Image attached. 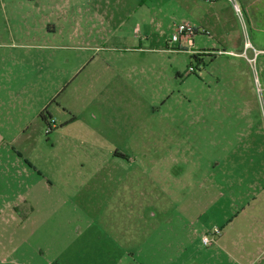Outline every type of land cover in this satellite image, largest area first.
Listing matches in <instances>:
<instances>
[{
  "label": "rangeland",
  "instance_id": "rangeland-1",
  "mask_svg": "<svg viewBox=\"0 0 264 264\" xmlns=\"http://www.w3.org/2000/svg\"><path fill=\"white\" fill-rule=\"evenodd\" d=\"M194 2L0 0V264L123 262L109 238L158 264L161 238L201 257L225 218L264 231L263 76L249 46L199 70L208 43L168 49Z\"/></svg>",
  "mask_w": 264,
  "mask_h": 264
},
{
  "label": "crops",
  "instance_id": "crops-1",
  "mask_svg": "<svg viewBox=\"0 0 264 264\" xmlns=\"http://www.w3.org/2000/svg\"><path fill=\"white\" fill-rule=\"evenodd\" d=\"M194 1L192 12H189L182 22H190L195 27L194 35L191 37V46L199 43L205 45L208 43L210 45V49L194 50V52H204L200 60H196L197 64L203 65L205 58L208 57L207 55L212 53H214V55L212 54L213 56L241 57L244 48L249 46L253 48L254 52L251 57L247 58L246 62L250 64L249 60L254 59L253 64H257L264 82V0H239L242 8L246 11L248 10L250 15L254 17L253 32L255 34L252 40H247L244 45L242 37L236 36V27L234 26L236 11L232 2L228 0ZM219 4H223L225 8L219 7ZM181 43L182 45H188V39H183ZM225 45L229 47V50L224 48ZM217 46L222 48L220 50L216 49ZM239 49L242 50L241 53ZM218 52H225V54H219ZM228 219H224V221H227L225 228L216 235L209 246L205 247L201 238L200 244L204 249L201 257L200 254L197 257H193V255L185 257V248L179 247L178 244H170L168 239L163 238H161V249L157 251L160 253L150 254H153V256L161 255L160 263L158 264H264V231H258L259 228L254 232L233 231L229 229L234 224L233 220ZM109 239L112 241L113 248H116L124 257L122 262L121 256L119 257L118 255L116 264H136V255L133 251L130 249L122 250L114 239ZM104 246V248L101 247L103 253L114 255V251L105 249L106 245ZM40 254L41 250H38V255ZM126 254L129 255V258ZM55 256L57 257V255ZM131 261L134 262L131 263ZM29 262L32 263L30 260H23L20 264H29ZM150 262L153 263L152 261Z\"/></svg>",
  "mask_w": 264,
  "mask_h": 264
},
{
  "label": "built area",
  "instance_id": "built-area-1",
  "mask_svg": "<svg viewBox=\"0 0 264 264\" xmlns=\"http://www.w3.org/2000/svg\"><path fill=\"white\" fill-rule=\"evenodd\" d=\"M233 3L234 9L236 12H239V8L235 3V0H228ZM195 27L192 23L184 21L181 23H178L175 27L174 33L166 40V43L168 44V49L170 48H180L182 46V40L188 39V45H191V37L194 35ZM170 47V48H169ZM171 50V49H170ZM204 52H194V54H202ZM219 54H225V52H218ZM256 56V55H255ZM249 62H254V59L249 60ZM202 64L198 65V70L202 68ZM188 73H195V68L191 65L188 68ZM219 231L215 229L214 234H219ZM210 239L208 237L203 236L202 237V244L204 246L209 245Z\"/></svg>",
  "mask_w": 264,
  "mask_h": 264
},
{
  "label": "trees",
  "instance_id": "trees-1",
  "mask_svg": "<svg viewBox=\"0 0 264 264\" xmlns=\"http://www.w3.org/2000/svg\"><path fill=\"white\" fill-rule=\"evenodd\" d=\"M202 56V54H193L192 55V58L194 60H200V57ZM49 117H50V114L47 112V109H45L44 113H41V118L46 121V123L49 125Z\"/></svg>",
  "mask_w": 264,
  "mask_h": 264
},
{
  "label": "flooded vegetation",
  "instance_id": "flooded-vegetation-1",
  "mask_svg": "<svg viewBox=\"0 0 264 264\" xmlns=\"http://www.w3.org/2000/svg\"><path fill=\"white\" fill-rule=\"evenodd\" d=\"M49 119H50V117H49Z\"/></svg>",
  "mask_w": 264,
  "mask_h": 264
}]
</instances>
